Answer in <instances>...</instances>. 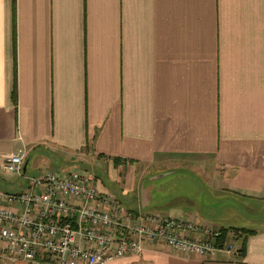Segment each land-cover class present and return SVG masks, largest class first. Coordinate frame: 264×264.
I'll list each match as a JSON object with an SVG mask.
<instances>
[{
    "label": "crops",
    "instance_id": "0c3cea01",
    "mask_svg": "<svg viewBox=\"0 0 264 264\" xmlns=\"http://www.w3.org/2000/svg\"><path fill=\"white\" fill-rule=\"evenodd\" d=\"M18 149L24 174L30 162L55 171L53 159L75 170L80 153L126 168L120 194L135 212L148 211L141 177L188 168L205 188L204 211L164 213L208 222L226 209L242 222L214 226L255 231L242 256L145 241L98 264H264V0H0V164ZM14 175L6 182L20 188L0 190L24 188L28 176Z\"/></svg>",
    "mask_w": 264,
    "mask_h": 264
},
{
    "label": "built area",
    "instance_id": "2783aa9c",
    "mask_svg": "<svg viewBox=\"0 0 264 264\" xmlns=\"http://www.w3.org/2000/svg\"><path fill=\"white\" fill-rule=\"evenodd\" d=\"M24 159L25 150L18 149L0 166L23 174ZM145 241L184 256L239 253L234 242L222 240L219 227L161 211H132L84 171L45 172L28 176L20 191L0 190L1 264H98L136 255Z\"/></svg>",
    "mask_w": 264,
    "mask_h": 264
},
{
    "label": "rangeland",
    "instance_id": "374dc122",
    "mask_svg": "<svg viewBox=\"0 0 264 264\" xmlns=\"http://www.w3.org/2000/svg\"><path fill=\"white\" fill-rule=\"evenodd\" d=\"M78 155L76 159L79 162L81 167H75V170L84 171L87 173H92L90 170H83V166H88L89 169H93V173L100 179L102 184L111 192L114 193L121 202L128 208H133L135 203H128L127 197L122 196L121 187L125 186V181L123 178L126 175V168L123 170L114 169L111 166V163L108 162L106 159L96 158L90 154H82ZM52 169L55 170L54 172H63L68 169L71 170L73 168L71 165H66L60 159H53L52 160ZM83 164V165H82ZM45 166L43 164L40 165H32L30 162L27 165V169L23 176H38L40 175ZM148 173L147 168L143 171L142 174ZM141 173H136L134 177V185L136 186ZM17 175L6 173L2 168H0V188L2 189H13L18 190L20 186L18 183H15V186H10L6 181H11L16 178ZM117 177L118 179L121 178L117 183L114 181L113 178ZM21 177L20 179H22ZM200 178L196 176L194 172L189 170L188 168L176 170L175 172H168V173H150L146 174L145 176L141 177L140 179V192L143 195L142 202L143 208L148 211H161L167 212V210L171 206H178L183 210H197L196 208L199 207L203 212L205 209V197L204 192L205 188L201 185L198 180ZM121 187H120V186ZM123 189V188H122ZM188 200H192L193 203L191 204ZM217 216L220 219L213 218V220H207L209 223L214 224L216 226L219 225H233L238 226L237 223L242 222V218H236L235 215L230 210H222L220 211ZM222 217V218H221ZM207 219V215L205 218ZM228 222V223H226ZM263 224V223H258Z\"/></svg>",
    "mask_w": 264,
    "mask_h": 264
},
{
    "label": "trees",
    "instance_id": "16d2710c",
    "mask_svg": "<svg viewBox=\"0 0 264 264\" xmlns=\"http://www.w3.org/2000/svg\"><path fill=\"white\" fill-rule=\"evenodd\" d=\"M13 12L15 11V2H13V6H12ZM13 53L15 54V40L13 41ZM14 58V55H13ZM13 63H14V71H13V84H12V90H11V99L14 105H16V101H17V90H16V73H15V58L13 59ZM98 156H104L102 154H98ZM110 158L114 164H118L121 163L122 161L124 162V159H121L120 157H116V156H105ZM221 231H222V240L226 239L229 232H231V235L233 236H239V237H243L242 243L239 246V255L242 256L244 254V238L248 235V234H252L255 231L253 229H249V228H245V227H220ZM227 240V239H226Z\"/></svg>",
    "mask_w": 264,
    "mask_h": 264
},
{
    "label": "water",
    "instance_id": "95a60500",
    "mask_svg": "<svg viewBox=\"0 0 264 264\" xmlns=\"http://www.w3.org/2000/svg\"><path fill=\"white\" fill-rule=\"evenodd\" d=\"M25 170V166H23V171Z\"/></svg>",
    "mask_w": 264,
    "mask_h": 264
}]
</instances>
